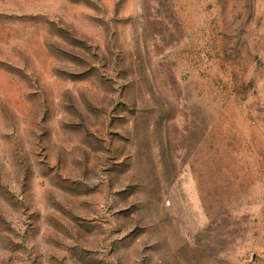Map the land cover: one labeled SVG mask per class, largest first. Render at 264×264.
Instances as JSON below:
<instances>
[{
  "label": "rangeland",
  "instance_id": "rangeland-1",
  "mask_svg": "<svg viewBox=\"0 0 264 264\" xmlns=\"http://www.w3.org/2000/svg\"><path fill=\"white\" fill-rule=\"evenodd\" d=\"M0 264H264V0H0Z\"/></svg>",
  "mask_w": 264,
  "mask_h": 264
}]
</instances>
